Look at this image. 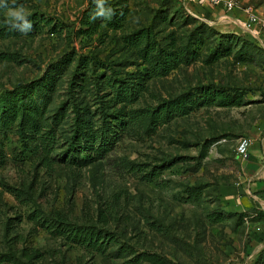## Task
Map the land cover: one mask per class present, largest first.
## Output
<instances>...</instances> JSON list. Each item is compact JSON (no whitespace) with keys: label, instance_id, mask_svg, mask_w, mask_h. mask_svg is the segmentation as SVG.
Segmentation results:
<instances>
[{"label":"rangeland","instance_id":"374dc122","mask_svg":"<svg viewBox=\"0 0 264 264\" xmlns=\"http://www.w3.org/2000/svg\"><path fill=\"white\" fill-rule=\"evenodd\" d=\"M90 1L17 0L37 20L0 36V264H264V49L239 23L243 8L109 0L126 11L111 28ZM241 6L264 14V0ZM141 28L148 39L125 41ZM145 40L183 55L150 77ZM131 82L138 97L118 102L115 87ZM206 85L244 103L149 123L148 109ZM130 108L137 117L102 156L71 160L78 117L89 134Z\"/></svg>","mask_w":264,"mask_h":264},{"label":"trees","instance_id":"16d2710c","mask_svg":"<svg viewBox=\"0 0 264 264\" xmlns=\"http://www.w3.org/2000/svg\"><path fill=\"white\" fill-rule=\"evenodd\" d=\"M106 6H110L114 9L115 15L113 16V18L111 20L97 18L96 20L105 22V24L111 28H118L125 18V9L120 6L115 7L109 2V0H107ZM95 10L96 6L92 0L88 4L87 11L91 15L95 12ZM28 19L32 22L33 26L37 20V17L31 15L28 16ZM7 21L8 20H5L0 23V36H12L21 33L18 30L10 28ZM90 23L93 24L92 21H90ZM149 34L150 33L147 29L141 28L133 33L125 35V41L129 42L132 45H139L143 42L144 37L148 39ZM252 38L254 42L258 43V41L254 37ZM231 51L232 49L230 47L224 49L216 48L210 54L209 60L217 59L222 54H230ZM142 54L146 58L150 66L148 76L151 77L154 75L166 74L170 69L174 68L183 55V52L179 53L177 52V50H163L155 44H152L150 40H145L142 47ZM237 58L244 61L253 60V57L248 53H245V55L239 53L237 55ZM140 90L141 88L134 85L133 82L118 84L114 89V96L117 97L118 102H127L137 98ZM18 98L22 99V103L23 97L20 96ZM243 103L244 99L240 94L230 92L219 86L206 85L200 90L194 92L187 91L174 97L164 99L157 107L148 109L146 114L148 116L149 123L154 125L160 120H168L177 115L187 114L195 107L203 105L231 106L241 105ZM6 108V101L4 97L0 96V115H2ZM135 111L136 110L131 108L124 109L123 111L119 112V114H116L114 118L110 120L105 119L108 123L100 128L101 131L89 134H86L85 130L80 128V117H78V126L77 129H75V134L78 135V138L76 141H71L70 143L72 150L70 156L71 160L76 158V161L73 160V162L76 163L81 161V164L85 165L95 157L102 156L109 148L113 146V144L119 137V133L126 129L127 124L137 117ZM40 136H42L45 139L46 143L49 144V134H42ZM82 153L83 157H81L82 155H80ZM213 217L214 215L211 216V218Z\"/></svg>","mask_w":264,"mask_h":264},{"label":"built area","instance_id":"2783aa9c","mask_svg":"<svg viewBox=\"0 0 264 264\" xmlns=\"http://www.w3.org/2000/svg\"><path fill=\"white\" fill-rule=\"evenodd\" d=\"M201 4H210L213 7H220L225 11L233 8H243L244 19H238L242 27L249 32L258 43L264 48V14L256 12L250 6L242 7L241 0H197ZM251 140L247 137L240 138L236 146V154L246 159L249 156V145Z\"/></svg>","mask_w":264,"mask_h":264},{"label":"clouds","instance_id":"9594fccd","mask_svg":"<svg viewBox=\"0 0 264 264\" xmlns=\"http://www.w3.org/2000/svg\"><path fill=\"white\" fill-rule=\"evenodd\" d=\"M96 10L91 16L92 20L103 18L111 20L115 15L112 7L106 6L107 0H93ZM0 8L7 10L8 25L14 30L27 33L32 30V22L28 19L29 13L23 5L17 6V0H0Z\"/></svg>","mask_w":264,"mask_h":264},{"label":"crops","instance_id":"0c3cea01","mask_svg":"<svg viewBox=\"0 0 264 264\" xmlns=\"http://www.w3.org/2000/svg\"><path fill=\"white\" fill-rule=\"evenodd\" d=\"M219 9H222V8H220V7H215V8H213V11H214V12H217Z\"/></svg>","mask_w":264,"mask_h":264}]
</instances>
